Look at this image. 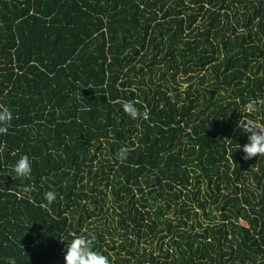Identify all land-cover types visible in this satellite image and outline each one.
Segmentation results:
<instances>
[{"label": "trees", "instance_id": "1", "mask_svg": "<svg viewBox=\"0 0 264 264\" xmlns=\"http://www.w3.org/2000/svg\"><path fill=\"white\" fill-rule=\"evenodd\" d=\"M0 108V264H264V0H0Z\"/></svg>", "mask_w": 264, "mask_h": 264}, {"label": "clouds", "instance_id": "2", "mask_svg": "<svg viewBox=\"0 0 264 264\" xmlns=\"http://www.w3.org/2000/svg\"><path fill=\"white\" fill-rule=\"evenodd\" d=\"M123 111L130 117L135 118L138 115V110L132 102H125ZM253 105L247 106V111L252 110ZM12 118V113L7 108H0V134H5L8 131L7 122ZM246 121L247 123H244ZM237 127L247 134V143L240 146V150L244 153L245 159H250L258 155H264V127H260L248 120L237 121ZM127 149L122 148L118 151V159H125ZM32 174V165L28 156H21L10 169L9 176L12 179H28ZM32 190L31 186L24 188V193ZM41 207L48 208L55 200L56 193L54 191H46L43 194ZM93 234L89 233L87 237L83 235H74L70 243H67V250L64 255V264H109V259L105 255L90 249V243L94 240ZM63 241V240H61ZM7 264H15L14 258H8Z\"/></svg>", "mask_w": 264, "mask_h": 264}, {"label": "crops", "instance_id": "3", "mask_svg": "<svg viewBox=\"0 0 264 264\" xmlns=\"http://www.w3.org/2000/svg\"><path fill=\"white\" fill-rule=\"evenodd\" d=\"M248 207H249V206H248ZM239 217H241L242 219L245 220L246 225L238 224L237 220H236V222H237L236 224L239 225L240 227H244V228H246V229H251V223H250V221H249L247 218L243 217V216H239ZM239 217H238V218H239ZM238 218H237V219H238ZM228 237H229V238L231 237V232L228 233Z\"/></svg>", "mask_w": 264, "mask_h": 264}, {"label": "built area", "instance_id": "4", "mask_svg": "<svg viewBox=\"0 0 264 264\" xmlns=\"http://www.w3.org/2000/svg\"><path fill=\"white\" fill-rule=\"evenodd\" d=\"M237 222H238V224H241V225H246V222H245V220H244V219H242L241 217H239V218L237 219Z\"/></svg>", "mask_w": 264, "mask_h": 264}, {"label": "rangeland", "instance_id": "5", "mask_svg": "<svg viewBox=\"0 0 264 264\" xmlns=\"http://www.w3.org/2000/svg\"><path fill=\"white\" fill-rule=\"evenodd\" d=\"M245 123H247V122H245ZM257 125H258V126H260V124H257ZM214 213H215V212H213V214H214ZM213 214H212V215H210L209 217H211V216L213 217ZM173 217H174V216H173ZM173 217H172V218H173ZM211 219H212L213 221H214V220H215V221H217V220H216L214 217H213V218H211Z\"/></svg>", "mask_w": 264, "mask_h": 264}]
</instances>
